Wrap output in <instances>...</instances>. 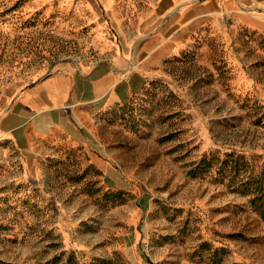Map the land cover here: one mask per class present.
<instances>
[{"label": "rangeland", "instance_id": "1", "mask_svg": "<svg viewBox=\"0 0 264 264\" xmlns=\"http://www.w3.org/2000/svg\"><path fill=\"white\" fill-rule=\"evenodd\" d=\"M157 3L0 0V98L61 63L139 68ZM237 6L77 136H31V163L0 141V264H264V24Z\"/></svg>", "mask_w": 264, "mask_h": 264}, {"label": "crops", "instance_id": "2", "mask_svg": "<svg viewBox=\"0 0 264 264\" xmlns=\"http://www.w3.org/2000/svg\"><path fill=\"white\" fill-rule=\"evenodd\" d=\"M243 3L253 4L257 8L251 13L253 19L264 24V0H158L135 52L142 57L139 68L122 57L80 66L61 63L39 80L12 85L0 98V141L31 163V136L46 134L52 127L77 136L82 124L74 116L80 122L141 92L154 76L155 60L183 51L197 27L209 18L215 25L222 13L227 17L245 13L237 6ZM5 153L1 147L0 155Z\"/></svg>", "mask_w": 264, "mask_h": 264}]
</instances>
